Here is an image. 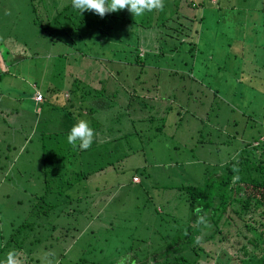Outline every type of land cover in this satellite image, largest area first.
<instances>
[{"label":"rangeland","instance_id":"1","mask_svg":"<svg viewBox=\"0 0 264 264\" xmlns=\"http://www.w3.org/2000/svg\"><path fill=\"white\" fill-rule=\"evenodd\" d=\"M67 1L69 0H60L58 6L62 7V4ZM202 1L201 5L190 6V11L186 13L193 16L194 12L198 20L193 24L200 28L199 33L196 37L191 38L196 43V48L188 51L190 54L188 52V54H179L188 60L187 64L181 63L178 55L169 64L177 69L188 67L189 75L176 83L175 75L174 77L170 75L168 79V71L161 70L159 89L168 93L173 87L180 99L172 90L174 93L171 97L172 108L165 118L167 120L163 130L150 133V130L143 129L140 132L141 138L133 143V148L138 149L122 160H117L116 153L111 156L113 164L107 166L111 171L107 184L102 185L103 176L99 180L93 178L98 180L99 183L96 185H100L99 190L106 188L102 192H97L93 203L99 204L102 202L101 197L112 196L107 204L101 206L100 215L85 218L78 214L74 216L72 214L51 215L53 213L51 211L48 217L49 224L50 222L56 224V227H53L51 231V237L47 236L49 232L47 224L38 223L35 226L36 232H42L44 228L46 230L43 232L48 231L40 236L41 242L35 243L36 238L31 235L35 232H30L21 249H18V242L15 241L8 243L4 249L0 250L1 262H6L8 253L15 250L17 255L30 254L33 264H78L79 250L82 246L81 241H83L80 238L84 237L87 228L94 227L96 233L102 234L103 227L107 224L111 227L114 225L109 232L124 229L122 237L121 235L114 237L116 240L112 241L110 248L117 244L125 251L129 245H135L141 249L143 244L139 239L141 237L148 238L150 242L145 245H148L150 249L155 248L156 245L152 242H158L160 236L167 235L170 225L179 223L182 226L187 222L184 217L188 208L184 205V210V207L180 206L181 199L173 196V188L169 187L168 191L163 192L162 185L200 182L203 180L206 165L218 163L222 154L240 153V148L248 139L247 136H239L237 132L233 143L230 144L219 142V139L226 132V128L228 131L234 130L235 127L241 130L242 123L240 124V121H243L240 116L241 112L254 115L249 123L254 121L255 128L264 130L263 82L258 80L255 82L248 80L250 83L243 81L256 78L259 75L256 74L257 71L264 74V68L261 65L264 60V0ZM32 2L37 3L36 10L32 9ZM43 6L42 0H0V52L2 50L4 52L3 46L9 40L12 51L8 52L11 56L8 59L13 58L10 63L6 61V57L3 60L0 54V107L10 112L5 115L0 113V245L5 244L13 229L30 211L34 203L33 193L41 194L45 187L42 173L43 164L39 155L41 140L38 136L27 144L25 150L23 147L26 143L24 142L20 147L19 143L22 140L18 136L13 142L11 139L12 128L8 124L11 117L16 114L13 109L16 108L19 115H27L34 120L36 113L32 100L34 99L36 104L42 101L43 95L38 101L35 95L38 91L42 93V89L48 82L56 83V77L60 73H63L62 78L65 77L67 80L68 77L65 76L67 68L78 71L80 77L87 82H90L94 72L95 82H97L98 76L107 75L104 70H106L107 64L112 62L110 58L117 56L120 47L126 45L124 40L120 43L112 40L110 36H107V33L100 39V34L96 35L98 41H107L103 43L105 48L100 47V41L92 43L90 40L97 37L90 33L83 35L85 41H75L76 45L58 40L52 41L39 30L38 18L42 16L43 20L45 19ZM169 6L170 4L167 9ZM123 10L128 14L127 8ZM156 10L158 11V9H153L146 11L141 16H136V19L140 21L138 24L141 25L148 19L153 22L154 17L158 18ZM130 14L133 15L131 12ZM201 15L203 17L200 19ZM70 16L72 19L79 18L77 14H73V11ZM138 29H140V47H148L147 51H157L159 42L157 26L153 25L149 28L139 26ZM143 39L146 41L145 44ZM176 42H178L177 39L171 41L172 45ZM128 46L123 51L127 55L129 54ZM54 52L60 53V55L55 56ZM95 56L104 58V62H99ZM55 57L58 61L54 65L52 59ZM146 60L148 61V58ZM251 62L253 64H250ZM254 64L262 69H254ZM56 66L63 68L52 72ZM101 67H104L103 70ZM180 78L182 77L180 76ZM168 81L174 83L170 84ZM63 91L65 94L63 95L66 97L67 90ZM163 95L166 97L165 93ZM72 100L75 101V99ZM219 100L222 105L225 104L227 107L224 116L231 119L235 116L239 120L241 119L238 126L234 127L233 124L226 122L225 125H222L223 128L219 129ZM52 102L57 103L60 100L53 99ZM162 102L164 101L162 100ZM48 107L47 105L43 109L49 112ZM161 108L163 109V106ZM177 109L180 112H177ZM2 115L5 116L4 120H2ZM35 120L38 122L40 116ZM137 122L135 121V123ZM161 122L159 121V123ZM125 127L129 129L131 125L126 123ZM249 130L250 126L246 131ZM153 134L155 135L153 136ZM29 135H36L34 129L29 132ZM150 135L152 138H149ZM200 138H204V140H199ZM120 142L121 150H125L126 143ZM14 145H17L16 149L13 148ZM235 148L237 149L235 150ZM15 153H18L20 158L13 163L12 158ZM22 163L26 164V167H23ZM136 169L137 172L134 173ZM20 171H22L21 174H19ZM122 171L124 173H121ZM119 180L120 182H129L123 186L118 184ZM89 191L92 193L96 189L92 187ZM157 192H159L158 195ZM104 205H108L105 210L102 209ZM155 206L159 210L158 213L151 212ZM177 206H180V209L176 213L181 218L176 215L177 221H174L175 213L167 214L170 210L175 212ZM140 211L142 212L138 217L137 213ZM114 214L118 215L113 217ZM124 214H128L133 219L120 226V223L124 222ZM250 215H252L251 212L245 217ZM28 219L34 220V217ZM44 219L48 223V220ZM226 230L227 238L223 239L221 243L226 246L227 253L219 254L221 253V244L215 239L206 241V248H216L217 250L214 257L205 254L202 257L203 263L238 264V259L232 257L235 249L230 245L231 242H236L235 248L239 247L238 241L245 240V238L236 232V226L233 223L225 226L224 231ZM75 232V237L79 238H72L71 235ZM18 238L21 237L18 236ZM67 244H71L70 250L63 251ZM29 247L33 249L30 253L28 252ZM159 248L161 247L159 246ZM105 255V258L110 261L119 262L124 259L123 257H118V259L116 253L112 252H106ZM219 257H221L220 262L217 260Z\"/></svg>","mask_w":264,"mask_h":264},{"label":"trees","instance_id":"2","mask_svg":"<svg viewBox=\"0 0 264 264\" xmlns=\"http://www.w3.org/2000/svg\"><path fill=\"white\" fill-rule=\"evenodd\" d=\"M59 2L60 0H42L45 19L43 20L42 16L38 18L40 22L39 30L50 40L76 45L75 41L86 40L83 36L86 33L93 36L98 33L100 34L99 39L107 33V36H110L112 40L114 39L117 43L124 40L126 45L120 47L117 56L110 58L112 62L108 63L106 70H104L107 75L98 76L96 78L97 82H95L94 72L90 82H87L80 77L78 71L68 68L67 75H65L68 77L67 80H65V77L62 78L63 73H60L56 77V83L48 82L45 88L42 89L43 100L39 104V109L48 105L50 111L38 122L27 115H19L17 109H13L16 111V114L10 119L13 124L8 122L12 128L11 139L13 142L18 136L22 140L19 143L20 147L24 142L26 143L23 147V150H25L27 144L38 138V136L41 140L39 155L43 164L42 173L45 187L41 194L33 193L35 196L33 197V206L25 218L13 229L7 239L8 242L6 241L7 243L0 245V250L4 249L8 243L15 241L18 242V249H21L30 232H35L31 233L36 238L35 243L41 242L40 236L42 233L49 231L50 233L48 232L47 236L51 237V231L53 227H56L55 223L51 224L50 222L49 224L48 217L51 211L53 212L51 215L72 214L74 216L78 214L85 218L100 215L101 206L107 204L112 196L99 198L102 201L99 204L93 203L96 199L95 196L98 194L97 192L106 189L99 190L100 185L98 186L96 183H99V178L103 176L101 183L102 185L107 184V179L111 176V171L107 166L113 164L111 156L116 153L117 160H122L138 149L133 148V143L141 138L140 132L143 129L150 130L151 133L161 131L165 127L167 120L165 118L171 111V97L174 93L172 92L173 87L168 93L159 89L161 72L163 70L168 71V79L170 75H172L171 77L175 75L176 83L189 75L188 67L177 69L169 64L172 59L177 58V55L188 54V51L196 48V43L191 38L196 37L199 33L200 28L193 24L194 21L198 20L194 12L193 16L186 13L190 11V6L203 4L202 0L198 2L194 0H174L170 1L171 3L163 1V10H156L158 18L154 17L153 22L148 19L140 25L138 24L140 21L136 19V16L131 15L129 10L128 14L122 9L106 13L101 17L88 10L80 13L79 10L72 7L71 0L62 4V7L58 6ZM32 3V9L36 10L37 3ZM169 4L170 6L167 9ZM72 11L79 18L72 19L70 16ZM202 17L201 15L200 19ZM153 25L157 26L158 47L157 51H147L148 47H140V31L138 28L139 26L149 28ZM175 39L178 42L172 45L171 41H175ZM90 41L96 43L100 40L98 41L97 37L92 38ZM10 42L9 40L5 42L7 44L3 46L5 50L1 56L3 60L6 57V61L11 63L13 58L8 59L9 53H11ZM99 43L100 47L104 46V42L100 41ZM143 43H146L144 39ZM127 45H129L127 47L128 55H131V57H128L126 52L123 53ZM166 45L167 47H165ZM179 57L181 63L187 64L188 60L185 57ZM146 58H148V61ZM96 59L99 62L105 60L102 57ZM57 61V57L53 58L54 65L57 64ZM261 63L264 68V60ZM250 64H253V62ZM254 66L256 70L257 68L262 69V67L255 64ZM61 68L63 67L58 68L56 66L52 72L59 71ZM101 68L103 70V67ZM256 74H259L256 78L246 80L243 77L245 80L240 79L263 82L262 90L264 91V74L258 71ZM171 77L170 79H172ZM169 82L170 84L174 83ZM248 83L250 82L248 81ZM65 89L68 92L66 97H64L63 91ZM173 91L175 92V90ZM164 93L166 97L163 95ZM177 94L175 92L176 97L180 99ZM53 99H59L60 102H52ZM72 99L77 102L74 103L75 101ZM161 106H163V109ZM219 106V129L223 128L222 125H225L226 122L233 124L235 127V125H239L238 122L241 119L244 121H240V124L242 123L241 130L235 127L234 130L228 131L226 128V132L220 136L219 142L233 143L237 132L239 136H247L248 139L240 148V153L235 155L231 153L222 154L218 163L206 165L202 181L162 185L163 192L168 191L169 187L173 188V196L181 199L180 206L184 207L185 205L188 208V212L184 217L187 221L186 225L181 226L179 223L170 225L167 235L160 236L158 242H152L156 245L155 248L150 249L148 245H145L150 242L148 238L141 237L139 239L143 242L142 248L129 245L127 251L122 250L117 244H114L115 246L112 244L113 247L110 248L112 241L116 240L114 237L118 235L122 237L124 229L109 232L114 225L112 223L113 226L111 227L107 224L103 227L102 235L100 232L96 233L94 227L87 228L84 237L80 238L83 241H81L82 246L79 250L78 264H119L120 261H110L105 258L106 252L116 253L117 258H128L124 259V264H132L133 260L135 264H209L207 262L203 263L202 257L205 254L214 257L217 249L206 248V241L215 239V241L220 242L221 253L219 254L225 255L227 253L226 246L221 241L227 238L228 233L227 230L224 231L225 226H229L231 223L236 226V232L245 238V240L238 241L240 246L236 248V242H231L230 246L235 249L232 257L238 259V264H264V130L255 128L256 123L254 121L249 123L254 115L241 112L240 120L235 116L231 119L223 115L227 107L225 104L222 105L220 100ZM177 112H180V110L177 109ZM0 113L10 114L1 107ZM4 115H2V120L5 119ZM80 120H86L95 133L91 147L86 150L73 147L67 142L70 129ZM135 121L138 122L135 123ZM159 121L162 122L159 123ZM126 123L131 125L129 129L125 127ZM248 126H250V130L246 131ZM32 129L36 134L33 135L34 137L29 135ZM219 134H221L220 131ZM149 138H152L151 135ZM199 140H204V138ZM120 141L126 143L127 148L125 150H121L122 144ZM16 146L14 145L13 148L16 149ZM8 148L10 149V147ZM19 158V154L15 153L12 162L15 163L14 161ZM25 165L23 164V167H26ZM136 172L137 169L134 173ZM21 173L22 171L19 172V174ZM121 173H124V171ZM109 174L110 176H108ZM128 182H120L119 180L118 184L124 186ZM92 187L96 191L90 193L89 190ZM158 194L159 192H157ZM107 206L104 205L102 209L105 210ZM180 206L175 208V212L173 210L168 211L167 215L175 213L173 215L174 221H177L176 215L180 217L176 213ZM197 207L202 209L201 215L207 213L206 223L197 224V214L195 212ZM141 212L137 213L138 217ZM151 212L158 213L159 210L155 206ZM250 212L252 215L245 217ZM115 215L118 214H114L113 217ZM124 216V222L120 223V226L131 222L133 219L128 214H124ZM29 217H34V220H29ZM44 218L48 220V223ZM42 222L47 224L48 231L43 232L46 230L44 228L42 232H36L35 226L38 223L42 224ZM18 236L21 238H18ZM71 236L72 238L75 237L76 232ZM196 237H201L199 243L196 242ZM67 245L63 251L70 250L71 246ZM32 251V247H29L28 252ZM18 256L22 259L23 264H33V258L30 254H20ZM217 260L220 262L221 257ZM0 264H5V262H1V257Z\"/></svg>","mask_w":264,"mask_h":264},{"label":"clouds","instance_id":"3","mask_svg":"<svg viewBox=\"0 0 264 264\" xmlns=\"http://www.w3.org/2000/svg\"><path fill=\"white\" fill-rule=\"evenodd\" d=\"M72 7L83 13L85 10L93 11L103 17L106 13L116 12L127 8L134 16H141L146 11L153 9L163 10V0H71ZM94 130L89 126L86 120H80L72 126L67 136V142L73 147H79L86 150L91 147L94 139ZM238 179V177H236ZM197 214V224L207 222V213L201 215L202 209H195ZM201 237H196V242L199 243ZM128 259V258H124ZM122 259L119 264H124ZM5 264H23L22 259L15 251H10L7 255ZM135 264V261H132Z\"/></svg>","mask_w":264,"mask_h":264},{"label":"crops","instance_id":"4","mask_svg":"<svg viewBox=\"0 0 264 264\" xmlns=\"http://www.w3.org/2000/svg\"><path fill=\"white\" fill-rule=\"evenodd\" d=\"M166 2H168V1H165V3ZM172 2V1H171ZM139 31H140V29H139ZM103 42L104 43H106L107 41H105V40H103ZM106 46L104 45L102 48H105ZM10 48H11V46H10ZM4 50H5V48H4ZM10 51H12V48L10 49ZM2 52H3V50H2ZM2 52H0V54H2ZM54 54H55V56H59L60 55V53H57V52H54ZM53 60V59H52ZM104 68V67H103ZM32 97V95L30 96V98ZM33 99V98H32ZM31 99V100H32ZM33 102H34V105H33V107H34V111L36 112L37 111V109H38V111L36 112L37 113V116H36V118L35 119H37V117H39L40 116V119L43 117V116H45V115H47L48 114V111H45V110H43V108L41 109H39V107H37V106H39V104L40 103H35V100L33 99L32 100ZM37 102V101H36ZM37 107V108H36ZM1 108H3V107H1ZM24 116V115H23ZM23 119L25 118V117H22ZM37 121V120H36Z\"/></svg>","mask_w":264,"mask_h":264},{"label":"built area","instance_id":"5","mask_svg":"<svg viewBox=\"0 0 264 264\" xmlns=\"http://www.w3.org/2000/svg\"><path fill=\"white\" fill-rule=\"evenodd\" d=\"M42 93L41 92H39L38 91V93H36V95H35V97H36V100L38 101V100H41V98H42ZM43 100V99H42Z\"/></svg>","mask_w":264,"mask_h":264}]
</instances>
